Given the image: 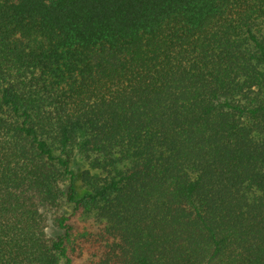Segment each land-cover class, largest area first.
<instances>
[{
	"label": "trees",
	"instance_id": "1",
	"mask_svg": "<svg viewBox=\"0 0 264 264\" xmlns=\"http://www.w3.org/2000/svg\"><path fill=\"white\" fill-rule=\"evenodd\" d=\"M85 205L90 264H264V0H0V264Z\"/></svg>",
	"mask_w": 264,
	"mask_h": 264
},
{
	"label": "rangeland",
	"instance_id": "2",
	"mask_svg": "<svg viewBox=\"0 0 264 264\" xmlns=\"http://www.w3.org/2000/svg\"><path fill=\"white\" fill-rule=\"evenodd\" d=\"M72 168L77 175L76 187L78 198H81L87 190L85 177L87 175L84 172L87 170L90 175L101 172L91 170L88 162L78 154L73 158ZM101 175H105V173ZM72 209L73 206H69L66 210V214H70ZM70 222L72 224V236L67 243V252L71 260L70 264H90L92 260L90 255L91 251L87 250L88 245L85 243V237L88 236V234H95L98 232L99 228L102 227V223L96 216L93 205L81 206V208L72 215ZM47 233L51 237L61 234L60 231L54 229L52 226L48 227ZM64 263V261L61 262V264Z\"/></svg>",
	"mask_w": 264,
	"mask_h": 264
}]
</instances>
